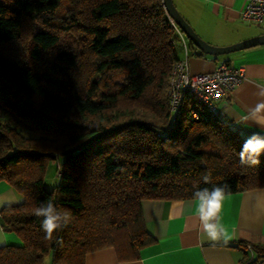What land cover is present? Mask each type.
<instances>
[{
  "label": "trees",
  "instance_id": "trees-1",
  "mask_svg": "<svg viewBox=\"0 0 264 264\" xmlns=\"http://www.w3.org/2000/svg\"><path fill=\"white\" fill-rule=\"evenodd\" d=\"M182 46L163 0H0V181L22 195L0 211L20 239L0 264H87L107 247L136 260L155 241L145 199L264 187V149L242 163L249 138L218 113L192 119L190 97L171 110ZM48 200L71 213L50 237L35 215Z\"/></svg>",
  "mask_w": 264,
  "mask_h": 264
},
{
  "label": "crops",
  "instance_id": "crops-1",
  "mask_svg": "<svg viewBox=\"0 0 264 264\" xmlns=\"http://www.w3.org/2000/svg\"><path fill=\"white\" fill-rule=\"evenodd\" d=\"M194 1L199 4L200 10L188 8L191 13L178 9L189 22L190 15L196 21V27L191 24L198 33L213 44H231L264 33L238 30L235 41H217L220 32L213 30L217 21L222 20L231 26L245 22L241 18V11L246 0ZM183 2L186 4V0ZM187 4L192 7L195 3L187 0ZM186 39L188 55L182 46L180 57L187 58L192 72L213 71L221 60L246 69L244 81L217 101L216 113L248 138L254 133L264 135V124L258 122L264 121V110L254 113L257 104L264 103V44L236 50L228 56L200 55ZM3 195L16 197L11 205L19 204L22 200V195L6 181H0V196ZM5 206H8L7 202L0 204V211ZM143 210L147 227L155 241L143 248L139 259L119 260L115 249L107 247L89 253L87 264H264V254L259 256L256 252L251 258L248 250L249 245H264V187L233 192L222 201L219 218L232 236L227 243L207 239L194 198L145 199ZM12 243H20V239L15 232L3 227L0 214V246Z\"/></svg>",
  "mask_w": 264,
  "mask_h": 264
},
{
  "label": "built area",
  "instance_id": "built-area-1",
  "mask_svg": "<svg viewBox=\"0 0 264 264\" xmlns=\"http://www.w3.org/2000/svg\"><path fill=\"white\" fill-rule=\"evenodd\" d=\"M241 18L250 24L264 25V0H246ZM173 20V19H172ZM181 43L188 55L186 35L177 26ZM246 77L244 67H236L227 60H221L213 71L194 73L190 70L187 58L178 60L173 68L169 82L170 108L177 112L186 97L192 98L197 105L191 107L192 119H205L209 112H217V101L239 86ZM250 257L254 258L257 248L248 246Z\"/></svg>",
  "mask_w": 264,
  "mask_h": 264
},
{
  "label": "clouds",
  "instance_id": "clouds-1",
  "mask_svg": "<svg viewBox=\"0 0 264 264\" xmlns=\"http://www.w3.org/2000/svg\"><path fill=\"white\" fill-rule=\"evenodd\" d=\"M264 110V103L257 104L254 113H259ZM264 124V121H258ZM264 149V135L261 133H254L253 136L245 142L244 149L241 152L242 163H247L245 159V152L259 154ZM258 159L253 163H258ZM208 178L205 177L207 182ZM231 192L230 186L227 184L214 185L212 188H202L196 190L194 195V203L197 205V214L203 225V231L209 241L218 242L223 241L227 243L232 236L228 230L221 223L219 212L221 209L222 201ZM16 201L14 195L0 196V204H7L10 206ZM35 215L42 217V228L50 237L57 229L66 227L71 221V213L68 211H61L57 208L52 200H48L36 207Z\"/></svg>",
  "mask_w": 264,
  "mask_h": 264
},
{
  "label": "water",
  "instance_id": "water-1",
  "mask_svg": "<svg viewBox=\"0 0 264 264\" xmlns=\"http://www.w3.org/2000/svg\"><path fill=\"white\" fill-rule=\"evenodd\" d=\"M166 10L177 26L182 30L193 44L204 53L210 55H221L236 50L245 49L264 44V33L254 35L229 45H216L203 38L189 20L178 9L174 0H163Z\"/></svg>",
  "mask_w": 264,
  "mask_h": 264
},
{
  "label": "rangeland",
  "instance_id": "rangeland-1",
  "mask_svg": "<svg viewBox=\"0 0 264 264\" xmlns=\"http://www.w3.org/2000/svg\"><path fill=\"white\" fill-rule=\"evenodd\" d=\"M174 1L176 3L177 7H179L183 12L189 11L192 13V11H190V9H188V8L200 10L199 4L194 0H193V2L195 4L192 7H190L187 4V0H186L187 5L183 2V0L182 1L181 0H174ZM188 17L196 27V21L194 19H192L190 15H188ZM211 17H214V16L211 15ZM216 23L217 24H216V26L213 27V30H217L220 32L219 34H217V41H224V42L225 41H235L236 36L239 34V32H237L238 30L240 32H248L250 30L264 31V26L260 25V24H254V23L250 24V23L240 21L239 23H234V25L231 26V24L228 25V24L224 23L222 20H220V22L217 21ZM197 29H200V28H197ZM232 43H236V42H231V44ZM229 44H223V45H229ZM230 54H232V52L221 54V55L222 56H228ZM57 165H58V159L54 158L50 161V164H49V167L47 170V174L45 177V186L48 189H52L59 182L60 177H59L58 173L60 171L59 172L57 171L58 170Z\"/></svg>",
  "mask_w": 264,
  "mask_h": 264
}]
</instances>
